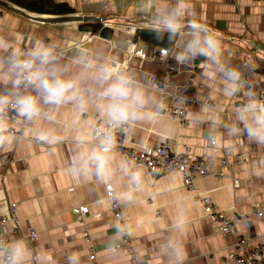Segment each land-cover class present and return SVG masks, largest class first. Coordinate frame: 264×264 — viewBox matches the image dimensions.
<instances>
[{"label": "crops", "instance_id": "0c3cea01", "mask_svg": "<svg viewBox=\"0 0 264 264\" xmlns=\"http://www.w3.org/2000/svg\"><path fill=\"white\" fill-rule=\"evenodd\" d=\"M1 1L7 6L0 3V33L13 35L18 46L25 50L37 39L57 44L67 76L76 74L73 58L86 53L98 62L111 61L128 69L149 87L164 109L155 119L139 120L128 126L127 134L137 148L164 143L180 151L190 148L213 170L220 169L226 159L227 175L198 178L196 190L210 196L230 214L264 210V146L229 131L234 110L245 102L244 96L226 98L211 88L201 78L199 60L193 65H181L182 69L174 74L175 85L191 80L193 68L197 73L191 88L194 100L187 107L186 119L179 121L168 112L174 104L172 93L176 87L166 86L163 93L152 81L154 74L161 76L166 63L139 58L128 61L126 53L131 40L147 47L144 41L134 39L136 29L148 19L143 11L145 0H56L67 1L76 9L70 14H40L11 0ZM190 2L197 21L218 35L234 64L249 61L254 65L255 75L250 79L258 82L264 98V0ZM171 3L172 0H158L160 6ZM78 13L105 17V23L115 27L112 38L83 30L81 21L73 19ZM0 91H5L3 85ZM205 102L219 113L215 127L209 117L195 118ZM20 118L23 135L8 134L7 148L12 151L13 160L7 173H0V211L9 215V204L18 203L19 221L10 238L26 242L30 255L25 264H68L67 258L72 254L79 257V264H90V247H95L100 264H173L172 251L165 247L169 242L179 246L181 264H231L227 256L238 236L264 249V221L238 223L237 234L222 235L196 198V190L185 186L180 173L153 175L144 165L128 163L121 154L102 153L93 133L98 120L104 119L94 107L76 115L69 104L50 119L29 122ZM3 120L7 129L8 122ZM49 129L60 139H39V133ZM213 136L218 138L215 145L211 143ZM239 152L245 154L243 160H238ZM92 153L109 157V179L100 180L94 165L84 162L83 157ZM125 165L142 177L131 199L126 198L130 180ZM74 168L78 169L76 175ZM110 183L124 214L131 251L116 247L123 241V235L118 232L120 224L107 195L106 186ZM75 205H88L83 221L74 213ZM181 219L185 223L178 229L176 224ZM33 229L36 238L32 241L29 233ZM86 230L89 240L84 238Z\"/></svg>", "mask_w": 264, "mask_h": 264}, {"label": "clouds", "instance_id": "9594fccd", "mask_svg": "<svg viewBox=\"0 0 264 264\" xmlns=\"http://www.w3.org/2000/svg\"><path fill=\"white\" fill-rule=\"evenodd\" d=\"M143 11L148 15L147 29L159 42L165 37L168 46L158 47L160 61L173 59L177 65L194 64L200 61L201 78L222 96L232 98L243 95L245 102L234 110L231 135H245L249 141L264 146V98L258 82L250 79L255 67L249 61L233 63L226 55L221 39L209 27L197 21L190 0H172L160 6L158 0H145ZM150 13V15H149ZM63 54L58 45L35 40L31 47L21 49L11 34L0 33V144L7 142L3 117L9 109L29 122L52 118L65 105H72L73 112L80 115L94 107L103 117L108 128L131 126L136 121L155 119L164 109L149 87L142 84L134 73L111 61L98 62L86 53L72 60L76 74L67 76V68L61 63ZM32 89L33 91H28ZM209 117L215 127L219 113L207 102L202 104L196 119ZM104 141L111 143L113 137L107 132H98ZM41 140H59L53 130L39 133ZM217 144L218 138L211 137ZM84 162L94 165L100 180L110 178L109 157L92 153L83 157ZM73 175L78 169H73ZM130 185L127 199L141 183V174L129 170ZM185 221L176 224L182 229ZM118 232H127L126 225L118 226ZM173 264H181L182 253L178 245L169 242ZM30 253L22 239L5 242L0 239V264H25ZM68 264H79V257L72 254Z\"/></svg>", "mask_w": 264, "mask_h": 264}, {"label": "built area", "instance_id": "2783aa9c", "mask_svg": "<svg viewBox=\"0 0 264 264\" xmlns=\"http://www.w3.org/2000/svg\"><path fill=\"white\" fill-rule=\"evenodd\" d=\"M142 26L147 27L146 24ZM127 59L128 61L133 58H139L141 60L160 61V54L158 49L148 52L146 48L140 46L137 41L131 40L127 47ZM166 63L161 76L154 74L152 81L156 83L157 88L166 93V86H175L176 89L172 93L174 98V104L169 109V114L179 121L186 119L187 107L194 97L191 94V88L194 86V80L197 70L194 68L193 76L191 80L183 85H175L174 74L182 69L181 65H177L170 61ZM8 122V127L5 134L16 132L20 136L23 135V125L20 116L9 109L3 117ZM99 119V118H98ZM128 126L120 128H108L105 121L98 120V125L94 130L93 137L98 143L100 151L102 153L113 152L121 154L126 158V161L130 164L144 165L148 171L153 174L171 173L177 172L183 176L184 184L186 187L192 190H196L195 182L198 178H205L213 176L215 178H222L226 174L225 168L227 166V160H222V167L220 169H211L207 166L204 159L198 155L192 153L190 148H186L183 151L177 150L171 146L170 143H164L158 146L137 148L134 145L133 140L127 134ZM98 132H107L113 137L111 143H107L102 139ZM31 139L38 141L39 139L31 137ZM0 173L5 175L9 169V166L13 160V153L7 148V142L0 144ZM238 160H243L244 153L239 154ZM107 195L111 201V209L115 212V217L120 225H125L124 214L121 210L120 202L113 185L110 183L106 186ZM195 196L203 204L207 213L212 216L213 222L217 227V230L222 235L237 234L236 226L238 223H247L253 219H260L264 221V210L255 209L247 214L233 213L230 214L226 210L219 208L214 200L208 196L203 195L199 190L195 191ZM1 206V205H0ZM88 205H75L73 208L74 213L78 217L79 221H83L88 212ZM19 221L18 203L11 202L9 204V215H4L0 211V239L5 242H11V233L16 230L17 223ZM84 238L90 239V235L87 230L84 232ZM29 238L33 241L36 238V231L33 229L29 233ZM116 247L124 250H132L131 242L128 238V231L123 234V241L116 245ZM89 262L90 264H100L97 253L93 247L89 248ZM227 262L231 264H263L264 263V249L261 245H250L246 242L245 238L237 237L234 249L228 253ZM134 264H139L135 262Z\"/></svg>", "mask_w": 264, "mask_h": 264}, {"label": "trees", "instance_id": "16d2710c", "mask_svg": "<svg viewBox=\"0 0 264 264\" xmlns=\"http://www.w3.org/2000/svg\"><path fill=\"white\" fill-rule=\"evenodd\" d=\"M15 4L33 12L40 14H70L75 13L76 9L70 5L67 1L56 0H11ZM80 27L83 30L90 31L92 33L99 32L102 27V23L94 21H81ZM134 39H140L147 45L146 50L148 52L158 48L168 46L167 38L163 41H157L151 31L146 26L138 27L134 33Z\"/></svg>", "mask_w": 264, "mask_h": 264}, {"label": "water", "instance_id": "95a60500", "mask_svg": "<svg viewBox=\"0 0 264 264\" xmlns=\"http://www.w3.org/2000/svg\"><path fill=\"white\" fill-rule=\"evenodd\" d=\"M0 3L4 6H7V3L1 0ZM73 19L76 21H94V22L102 23V27L99 30V35L107 39H111L115 32V27L113 25L105 23L106 21L105 17L83 15L78 13L73 16Z\"/></svg>", "mask_w": 264, "mask_h": 264}, {"label": "bare ground", "instance_id": "6f19581e", "mask_svg": "<svg viewBox=\"0 0 264 264\" xmlns=\"http://www.w3.org/2000/svg\"><path fill=\"white\" fill-rule=\"evenodd\" d=\"M121 23V22H120ZM109 24H110V22H109ZM127 24V23H126ZM136 23H134V25H135ZM128 27H130V26H128ZM132 39V38H131ZM140 40V39H139ZM193 65V64H192ZM128 68V67H127ZM199 70V69H198ZM192 78V77H191ZM199 86V85H198ZM192 90V89H191ZM192 92V91H191ZM239 153H242V152H239ZM246 159V158H245ZM83 223V222H82ZM86 224V223H85ZM95 248V247H94ZM127 251V250H126Z\"/></svg>", "mask_w": 264, "mask_h": 264}]
</instances>
